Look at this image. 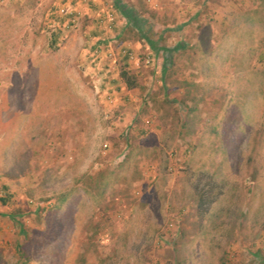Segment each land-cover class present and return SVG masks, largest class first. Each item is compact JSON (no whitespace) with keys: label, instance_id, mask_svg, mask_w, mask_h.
Here are the masks:
<instances>
[{"label":"rangeland","instance_id":"374dc122","mask_svg":"<svg viewBox=\"0 0 264 264\" xmlns=\"http://www.w3.org/2000/svg\"><path fill=\"white\" fill-rule=\"evenodd\" d=\"M0 264H264V0H0Z\"/></svg>","mask_w":264,"mask_h":264},{"label":"trees","instance_id":"16d2710c","mask_svg":"<svg viewBox=\"0 0 264 264\" xmlns=\"http://www.w3.org/2000/svg\"><path fill=\"white\" fill-rule=\"evenodd\" d=\"M66 20H62L61 24H64ZM63 32L59 30L52 34V38L49 44L50 51L55 52L59 49L62 41ZM126 51V50H125ZM124 53V52H123ZM130 53V52H128ZM130 54H123V68L119 81L117 84L123 83L127 86L129 90H135L138 88V77L132 73ZM251 190V188H250ZM252 191V190H251ZM198 212L206 218L210 215L214 205L219 200V195H214L211 192H206L205 190H198ZM1 202L4 206L11 207L13 205V195L10 194V188L5 186L2 189ZM21 251V247H19Z\"/></svg>","mask_w":264,"mask_h":264},{"label":"built area","instance_id":"2783aa9c","mask_svg":"<svg viewBox=\"0 0 264 264\" xmlns=\"http://www.w3.org/2000/svg\"><path fill=\"white\" fill-rule=\"evenodd\" d=\"M62 13L66 14L67 12H66L65 9H63V10H62ZM71 23L74 24V23H76V21H75V20L70 21V24H71ZM97 52H99V49H97ZM126 54H130V56H131V58H132V54H131V53L126 52ZM110 55L113 56V54H110ZM112 56H111V57H112Z\"/></svg>","mask_w":264,"mask_h":264},{"label":"crops","instance_id":"0c3cea01","mask_svg":"<svg viewBox=\"0 0 264 264\" xmlns=\"http://www.w3.org/2000/svg\"><path fill=\"white\" fill-rule=\"evenodd\" d=\"M16 1V0H15Z\"/></svg>","mask_w":264,"mask_h":264}]
</instances>
